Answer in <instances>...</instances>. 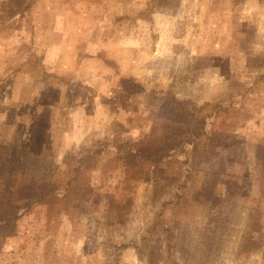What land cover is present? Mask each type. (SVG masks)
Returning <instances> with one entry per match:
<instances>
[{
	"label": "rangeland",
	"instance_id": "obj_1",
	"mask_svg": "<svg viewBox=\"0 0 264 264\" xmlns=\"http://www.w3.org/2000/svg\"><path fill=\"white\" fill-rule=\"evenodd\" d=\"M6 221L0 264H264V0H0Z\"/></svg>",
	"mask_w": 264,
	"mask_h": 264
},
{
	"label": "trees",
	"instance_id": "obj_2",
	"mask_svg": "<svg viewBox=\"0 0 264 264\" xmlns=\"http://www.w3.org/2000/svg\"><path fill=\"white\" fill-rule=\"evenodd\" d=\"M7 227H8L7 226V221L6 222H0V233H4V231H6Z\"/></svg>",
	"mask_w": 264,
	"mask_h": 264
}]
</instances>
